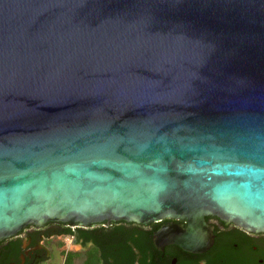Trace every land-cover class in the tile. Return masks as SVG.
Returning <instances> with one entry per match:
<instances>
[{
  "label": "water",
  "instance_id": "obj_1",
  "mask_svg": "<svg viewBox=\"0 0 264 264\" xmlns=\"http://www.w3.org/2000/svg\"><path fill=\"white\" fill-rule=\"evenodd\" d=\"M207 214L264 233V0H0V240Z\"/></svg>",
  "mask_w": 264,
  "mask_h": 264
},
{
  "label": "flooded vegetation",
  "instance_id": "obj_2",
  "mask_svg": "<svg viewBox=\"0 0 264 264\" xmlns=\"http://www.w3.org/2000/svg\"><path fill=\"white\" fill-rule=\"evenodd\" d=\"M204 220L212 227V244L201 253H190L169 243L157 249L151 241L152 231L171 223L185 225V220L161 218L146 224L112 221L91 226L46 221L42 226L27 224L17 233L0 240V264H57L69 253L80 264L91 254L99 264H115L130 252L131 264H264V233L252 232L217 215ZM67 238L72 251L60 244ZM65 244V242H64ZM66 247V246H65Z\"/></svg>",
  "mask_w": 264,
  "mask_h": 264
},
{
  "label": "trees",
  "instance_id": "obj_3",
  "mask_svg": "<svg viewBox=\"0 0 264 264\" xmlns=\"http://www.w3.org/2000/svg\"><path fill=\"white\" fill-rule=\"evenodd\" d=\"M130 252H126L122 258H115V264H131ZM72 253H69L63 264H72ZM81 264H99L98 257L95 254H91L87 259L83 260Z\"/></svg>",
  "mask_w": 264,
  "mask_h": 264
},
{
  "label": "rangeland",
  "instance_id": "obj_4",
  "mask_svg": "<svg viewBox=\"0 0 264 264\" xmlns=\"http://www.w3.org/2000/svg\"><path fill=\"white\" fill-rule=\"evenodd\" d=\"M63 240L64 241H61V243H60L62 245V247L69 249V251H72V249L69 246H67V244L69 243V240L67 238H65ZM64 242H65V244H64ZM57 264H63L61 256H59V261H58ZM72 264H80V259L75 256V258L73 259Z\"/></svg>",
  "mask_w": 264,
  "mask_h": 264
}]
</instances>
